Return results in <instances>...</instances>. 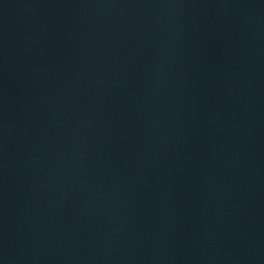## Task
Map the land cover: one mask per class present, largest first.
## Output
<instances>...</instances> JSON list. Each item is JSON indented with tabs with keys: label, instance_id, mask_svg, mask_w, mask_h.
Returning <instances> with one entry per match:
<instances>
[{
	"label": "water",
	"instance_id": "obj_1",
	"mask_svg": "<svg viewBox=\"0 0 264 264\" xmlns=\"http://www.w3.org/2000/svg\"><path fill=\"white\" fill-rule=\"evenodd\" d=\"M0 264H264V0H0Z\"/></svg>",
	"mask_w": 264,
	"mask_h": 264
}]
</instances>
